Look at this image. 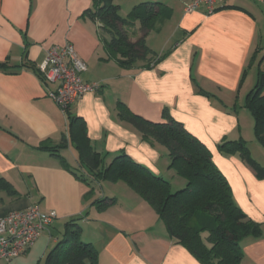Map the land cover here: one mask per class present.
Wrapping results in <instances>:
<instances>
[{
	"label": "crops",
	"instance_id": "0c3cea01",
	"mask_svg": "<svg viewBox=\"0 0 264 264\" xmlns=\"http://www.w3.org/2000/svg\"><path fill=\"white\" fill-rule=\"evenodd\" d=\"M187 1L117 0L124 16L145 2L168 7L165 20L146 37L158 62L125 68L108 59L98 24L83 15L93 0H0V177L18 193L0 191V217L33 204L58 212L22 255L0 258V264H45L66 222L75 217H82L80 237L97 248L99 264H202L169 236L154 209L124 181H102L99 191L90 192L76 176L86 169L69 141L70 115L84 121L104 165L125 152L167 179L178 175L165 146L119 119V101L153 121H164L167 109L208 146L234 200L261 228L241 241L240 264H264V177L239 153L218 147L225 139H244L264 166V145L246 106L249 91L264 75V0H226L211 14L202 7L185 12ZM66 41L87 63L83 80L103 84L67 113L47 93L53 84L44 86L37 71L47 49ZM117 183L121 188L115 191ZM104 196L116 201L100 210L93 201Z\"/></svg>",
	"mask_w": 264,
	"mask_h": 264
},
{
	"label": "trees",
	"instance_id": "16d2710c",
	"mask_svg": "<svg viewBox=\"0 0 264 264\" xmlns=\"http://www.w3.org/2000/svg\"><path fill=\"white\" fill-rule=\"evenodd\" d=\"M83 15L98 24L108 59H114L125 68L138 63L141 67H152L160 59L146 37L167 17L165 4L145 2L124 16L117 0H93ZM138 33L139 36L133 38ZM246 106L255 119V136L264 145L263 74L249 91ZM117 110L119 119L130 123L144 139L166 147L170 167L186 180V185L173 191L166 177L154 173L125 152L104 165L100 153L90 143L84 121L70 115L69 141L75 144L80 166L86 169L75 172L76 176L90 185V192L99 180L124 181L154 209L169 236L184 245L202 264H240L244 256L241 241L249 235L260 234L261 228L234 200L231 186L213 161L208 146L167 109L164 121L147 119L122 101L118 102ZM67 142V138L62 140L64 145ZM218 147L224 153H239L259 177H264V166L253 157L246 140L225 139ZM59 157L66 165L65 158ZM0 191L18 196L4 177H0ZM115 201V197L104 196L93 203L103 210ZM80 219L82 217H75L66 222V231L49 252L45 264H99L97 248L80 237Z\"/></svg>",
	"mask_w": 264,
	"mask_h": 264
},
{
	"label": "built area",
	"instance_id": "2783aa9c",
	"mask_svg": "<svg viewBox=\"0 0 264 264\" xmlns=\"http://www.w3.org/2000/svg\"><path fill=\"white\" fill-rule=\"evenodd\" d=\"M226 0H189L184 11L189 13L204 8L206 14L217 11ZM88 68L77 53L75 45L66 41L47 49L39 72L44 86L55 85L47 93L63 112L83 95L98 91L102 83L87 82L82 73ZM58 217L55 209H43L39 204L12 211L0 217V258L9 261L22 255Z\"/></svg>",
	"mask_w": 264,
	"mask_h": 264
},
{
	"label": "rangeland",
	"instance_id": "374dc122",
	"mask_svg": "<svg viewBox=\"0 0 264 264\" xmlns=\"http://www.w3.org/2000/svg\"><path fill=\"white\" fill-rule=\"evenodd\" d=\"M52 86L55 87V85H52ZM168 180L170 181L171 188L173 191L179 190L186 185V183L183 184V182H184L183 180H185V179L183 177H181L180 175H176L172 178H169ZM102 181L105 182L106 185L111 184L110 181H108V180H99V182L96 184V191H99L101 189ZM122 184H124V183H122ZM113 186H115V191H118L119 188H121L118 183L116 185H113Z\"/></svg>",
	"mask_w": 264,
	"mask_h": 264
}]
</instances>
